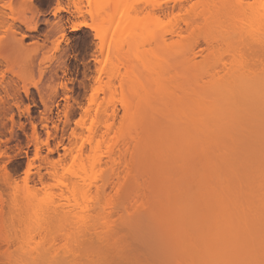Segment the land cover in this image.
Wrapping results in <instances>:
<instances>
[{
    "label": "rangeland",
    "instance_id": "374dc122",
    "mask_svg": "<svg viewBox=\"0 0 264 264\" xmlns=\"http://www.w3.org/2000/svg\"><path fill=\"white\" fill-rule=\"evenodd\" d=\"M179 4L180 2L175 3L173 0H165L162 5L165 10L175 7V17H172L173 21L192 18L202 25L200 26L201 28L199 27L200 36L198 39L201 42V47L195 50L197 55L193 64H189L187 59L183 57L175 59L178 54L175 50L178 49L176 45V48L173 47L175 52L172 51V48H167V50L173 52V59L170 58L172 62L170 66L168 65L167 71H164L166 69L165 64H160L162 68L164 66V70L160 71L159 75V70L161 69L158 68V65L155 64L157 70L155 69L156 67H152L155 66L153 63L155 58L153 60L151 57L155 54L153 50H156V46L153 39H151V35L149 36L148 34L151 31L146 30L144 31L146 33L143 32L144 34L137 32L139 34L136 38L138 42L136 45L132 43L134 49L131 47L133 39L129 43L127 40L129 37L126 38L129 34L125 35V32H127V21L134 16L130 11L131 8H145L151 5L150 0H11L12 7L11 10H8V19L16 26L14 27L16 34L14 36L22 40L23 44L21 50L11 47L9 42L12 36H8L9 34L5 33L6 31H0V61L5 62L1 66L0 74L1 97L8 101L9 107L12 109L10 113H0V264H18L20 263L19 261L26 262V264H38V261L33 262L36 260L37 253L42 254V261L48 262L55 256L56 252L64 258L65 264H87L85 263L86 260L88 264H92L93 261L96 262L99 258L100 261L96 264H99V262L104 264L108 261V258H110L108 263L125 264L123 254H127V247H130L133 251L130 253L128 248V253L131 256H129L131 258L129 260L134 261L129 263L130 261L127 259L128 264H134L138 261L139 264H148L150 262L149 259L152 256L148 259L150 256L146 254L148 250L144 249L146 252L143 253V246L147 245L142 240L140 241L137 238L136 241L132 237L136 243L138 242V246L144 244L140 246L141 249H137L143 254L138 251L136 254L133 248L137 245L134 246V240L132 241L130 237H127L131 236V233L130 235L129 233L127 234L126 231L128 232V230L124 231L126 235L122 232L126 228L121 227V221L130 212L123 214L122 209L117 207V200L121 194L117 183H121L127 174L126 162L118 160L114 168L111 166L105 167L102 163V160H106L108 149L113 147V145L115 146L116 142H118L117 135L120 119H117V123L115 122L114 129L112 128L113 131L111 130V133L103 139L102 136L91 135L87 130H84L85 139L83 135L82 138L84 139L83 141L86 140L85 151L88 148L89 150L83 155V158L79 159L80 161L78 157L75 159L77 161L73 163L71 160H74L73 156L76 153L72 156L69 151L67 152V149L70 147L69 143L72 140L71 133L77 127L82 116L84 119L85 111L91 104L93 94H97L99 103H104L105 89L110 85L109 82H112V91L115 93V95L111 93L114 96L111 99L114 100L113 104L117 106L119 116H122L120 101L123 90H121L122 88L120 89V86L128 83V76L134 74L135 71L143 85L149 88H156L161 85L160 87L163 86L169 90H167L169 98L167 102L165 101V105L168 106V103L170 105V103L175 102L179 106L177 105L178 108H176L175 104H172L171 108L168 106L170 109L164 106L166 110L163 111V115L165 114L164 116L168 117L163 119L165 117H161L162 113H158L160 116H157L159 117L157 118V123H160L159 128L161 130L164 122L165 127L166 124L168 127L176 120L173 123L176 127L174 126L173 128L177 132L179 131V136L181 127L178 130L177 123L182 126L183 122H187L185 114L182 115L181 113L182 105L180 102L185 101V90L190 89L191 85L193 89H191V92L199 89L203 90L202 86L206 90H211V87L208 88L209 85H212L213 88L221 80L225 79L226 81L231 74H238L239 71H242L238 69L241 64L243 65L242 67L246 64L251 71L252 69L264 71V28L260 29L264 25V0H189L186 3L184 2L185 8L183 9L179 7ZM113 7H117L118 10L120 7V10H117L116 14H114L112 11L116 8L114 9ZM138 20L144 21V23H147V21L149 23L152 20L150 23H154L153 18L147 11L141 13L138 16ZM107 22H109V25H106ZM81 23L88 25V27H78ZM258 23L260 27L256 26ZM104 24L108 27L107 29L105 26L106 33H104V35L107 34L105 37L107 43L104 47L105 50H101L98 33L105 29H103ZM74 26L78 28L76 32L71 31ZM118 52L122 56H118ZM167 53L169 54L166 51L165 54ZM174 54L176 55L175 57ZM161 55L158 58L164 54ZM115 57L118 59L116 58V60ZM119 57H121V61ZM26 58L35 59L34 66L32 64L33 67L28 68V66L26 67L27 64L24 65ZM144 58L145 61L143 60ZM165 59L163 57V60ZM147 62H151V64H147ZM167 62L170 64L169 61ZM150 65L153 69L149 67ZM114 67L115 69H113ZM27 68L30 70H27ZM152 70H155V72ZM236 71L238 72L236 73ZM117 72L119 75H115ZM112 74L117 77L115 78ZM13 79L19 84L17 91L18 100L15 96H7L4 93L7 84ZM108 98L110 99V96ZM94 108L93 111L95 110ZM94 113L92 112L91 116L89 115L90 117L85 116L84 120L87 121L88 126L92 121L96 120ZM171 115L177 116V118ZM160 118H162V121L158 120ZM242 121L244 122L245 120H240L239 123L243 124ZM154 122L153 119L152 126L154 127L151 128L153 130L151 133L153 134L158 130V124ZM236 125L240 126L239 124ZM184 126L182 129L185 131L186 127ZM165 129L163 128V132H160L162 136L166 135L164 133ZM35 130L37 133L39 132V135ZM176 130L174 131L175 133ZM184 131L182 130L181 133ZM170 132L172 133V130ZM174 132L169 134L170 138L171 136L173 137L172 140H174L176 135L178 137L177 133L174 136ZM160 133L156 131L155 135L150 134V136L153 135L150 140L153 137L156 138L157 134L160 136ZM181 135L186 138L185 132ZM162 136L159 138L162 143L163 138L167 137L169 139V136H163V138ZM156 140H154L157 143L156 146L154 144L155 148L159 144V140L157 138ZM166 140L162 144L163 149L158 147V150H168V148H174L178 145H175V142L174 145H168V143L173 142L169 139L167 142L168 147L165 149L163 145L166 144ZM83 141L81 140L80 142ZM152 141L151 148L154 150V142ZM174 141H177V139ZM177 143L180 144V142ZM181 143L183 147L186 146L185 149H182L184 152L181 150V145L176 146L173 151L177 153L172 151L173 153L170 156L172 161L169 158H166V161V159L157 155L159 158L154 156L153 162L149 164L152 168L146 164L141 173H134L135 175H140V177L142 176L139 184L142 187L144 186V188L147 187L145 192H149L147 193L148 198H150L149 194H151L148 186L151 183H158V185L162 181V183H165L168 181L167 179H170L168 178L171 177L170 175L173 177L175 173H178V169L183 168V160L185 159L180 154H186L187 142L182 140ZM91 145L94 147V152H91ZM99 159L101 162L93 170L92 161L97 160L96 162L98 163ZM63 160L67 163L65 166L69 167L70 170L67 169L65 171L64 168H59L58 165L63 163ZM158 160L163 162L158 163ZM181 161L183 162L181 163ZM82 162L85 163L84 168L89 173L87 177L84 175L85 171L83 172ZM167 165L168 167H166ZM54 166L59 168L60 174H58V177L53 175ZM76 171L77 173L81 171L84 173L82 176L85 178V182L88 181L86 186L89 184L95 186L101 183L104 174L102 172L104 171H107L109 175L113 174V172L118 173V175L114 177L115 185H111L104 195H97L95 188L88 194L85 190L77 189V192H75L73 188H70L71 186L67 188V185L72 183L71 180ZM155 174H159V176ZM165 174L166 176L168 175L166 179L162 178L163 176L165 177ZM41 177H45L48 188L45 189L41 186ZM140 177L135 176L136 179L138 178L137 181ZM88 178L91 180H88ZM154 178H157L158 181ZM33 187H37L38 190L36 197L29 195V191ZM135 189L131 188L130 196L134 194ZM135 192L136 197H139L142 193L143 196L146 195L144 191L137 194V192H141V188L140 191L136 189ZM96 198L99 200V204L96 206V211H94L95 208L93 207H95ZM52 202H55L56 206H63L65 211L71 214H65L61 219H48L46 208ZM143 212L145 213V210ZM153 224H157L155 227L159 231L166 230L168 234L164 231L165 235H169V238L171 237L169 240L168 237L162 236L161 239L164 240L166 238L167 242L164 240L166 243H162L157 240L158 243L166 244V246L168 244L169 246L171 242H176V236L170 235L171 230L168 229L170 227L163 220L159 219L156 223L154 221ZM111 227H114V229L115 227L116 229L118 228L116 232H118V235L121 234L118 237L120 239L119 246L117 245L119 248L116 250L120 249L119 253L120 251L124 252L123 254L122 252L120 253L122 256L118 253L119 257L109 247L111 253L108 252V249L105 250L106 245H104L105 247L103 246L105 240H99L98 238L102 231H108L109 233L112 230H110ZM155 227L153 225V228ZM156 229L154 230L157 231ZM95 232L100 233L96 236ZM122 234H124V237H122ZM159 234L161 235V232ZM171 234H173L172 231ZM105 236H110V234L108 235L106 232ZM99 237L102 238L101 235ZM107 238L105 237V239ZM118 238L114 240L111 238L114 244H116V241L118 242ZM128 239L131 240L133 244L130 245L133 246L128 244L130 243ZM101 240H103V244ZM122 241L128 245L125 243L127 246H121L123 244ZM174 245H170L171 248L164 245L168 248L167 251L164 249L165 252H169V254H167V257H162L163 264H166L165 261L173 260L174 257L169 259L168 256H174L172 249ZM150 246L148 245V247ZM160 249H163V247ZM73 250H79L78 253L77 251L74 253L77 255L73 254ZM29 251H36V254L30 255ZM161 252L162 250L159 253ZM147 253L152 254L153 252L148 251ZM159 253L158 255H160ZM162 253L165 254L164 252ZM79 254L81 256L77 257ZM145 254L148 256L147 258ZM101 255L105 258L109 255L107 259H104L107 260L106 262L102 260L104 257L101 259ZM139 255L142 256L140 257ZM90 257L94 258L93 261ZM120 257H122V260ZM153 257L155 258V256ZM155 261L158 262V259H154L152 262Z\"/></svg>",
    "mask_w": 264,
    "mask_h": 264
},
{
    "label": "bare ground",
    "instance_id": "6f19581e",
    "mask_svg": "<svg viewBox=\"0 0 264 264\" xmlns=\"http://www.w3.org/2000/svg\"><path fill=\"white\" fill-rule=\"evenodd\" d=\"M150 1L151 5L145 8L134 7L130 10L134 16L132 17V19L127 21L126 31L128 33L125 32V35H129L125 37H129L127 39L129 43L133 39L131 42V47L133 46V44L136 45L138 42L136 38L139 34H137V32H139L140 34H144L146 33L144 31L149 30V32H151L148 34L149 36L151 35L152 38H150L153 39L154 44L156 46V50H153L155 51V54L152 53L154 54V56L151 57V59L155 58V62H153L154 65H158V68L161 69L159 70V75L164 70V66L166 67L164 71H167V68L171 65L172 60L170 61V58L173 59L172 55L175 50L178 53L177 56L175 55L176 53L174 54V57L176 56L175 59L177 57H183L187 59L189 64L195 63L197 55L195 53V50L201 47V42L198 39L200 36V26L202 25H200L197 20L192 18H188L189 20L185 18L186 20L182 19L179 21H173L172 17L175 15V7L167 8V10H165L162 5L163 1L165 2V0ZM173 1L175 3L180 2L179 7L183 9L185 8L184 2L186 3L189 0ZM11 7V0H0V31H6L5 33H8V36H12H10L11 40L9 42V45L11 47L21 50L23 41L17 39L14 36V27L16 26H14L15 24L13 22H10L8 19V10H11ZM113 8L116 9H113L114 11H111L116 14L115 12H117L118 8ZM145 11L150 14L151 18H153L154 23H150L152 20L149 21V23L148 21L147 23H144V21L142 22L138 20V16ZM262 22L263 20L261 21V25ZM259 23L256 24V26L258 25V27H260ZM105 24L103 25V29L106 25H109V22H107L106 25ZM82 25H84V23L79 24L78 27ZM263 26L264 25H262L260 29L264 28ZM106 28L108 29L107 26ZM106 28L104 30L99 31L98 33V39L100 40L99 44H101V50H105L104 47L107 43L105 38L107 34L104 35V33H106ZM257 29L259 30V28ZM207 42L210 44L209 41ZM175 45L178 49H175ZM167 48H172L173 52L171 50H167ZM165 50L169 52V54H165ZM157 54L164 55H161L162 57L158 58V56L160 55ZM118 56H122V54L118 52ZM163 57L166 58V62L165 60H163ZM27 58L24 62V65L27 64L26 67L28 66V68H30L32 64L34 66L35 59L31 60ZM116 58L117 57H115V59ZM120 58L121 57H119V60L121 61ZM143 60L145 61V58ZM167 61H169L170 64H168ZM151 62H147V64H151ZM4 63V61H0V74L1 66ZM117 63L118 61L116 62V64ZM160 64L165 65L162 68ZM156 65L152 67H156ZM242 66L243 65L241 64L240 68H238L242 71H236V73L238 72V74H235L233 72L234 75L231 74V77H227L226 81L225 79L221 80V83L219 82L218 84H216L215 87L213 86V88L212 85H209L208 88L211 87V90H206L204 89V86H202L203 90L199 89L191 92L193 90L191 88L192 85L191 87H189L190 89L185 88L187 89L185 90L187 97L185 94V101L180 102L182 105V112H180L182 113V115L185 114L187 124L183 122V125L181 126L177 123L178 130L181 127L180 136L179 131L177 132V130L173 128L174 126L176 127L175 124L173 125L176 120H174L173 123L168 127L166 124L167 128L165 127L164 122L162 124L161 130L159 128L160 123H157V118H159L157 117L159 115L158 113H162L161 117L165 115H163V111L166 110V108L164 109V106H167L165 104L169 98V92H167L168 89H166V87L164 88L163 86L160 87L161 85H156V88H149L143 85L140 77L135 74L136 71L134 72V74H130V76H128V83L121 84L120 86V89L122 88L121 90H123V93L121 91L122 96L120 101L121 110L123 112L122 116H119L117 106L113 104L114 100L111 99V97L113 96L112 94L114 92L112 91V82H109L110 85L105 89L104 103H99L97 94H93L91 104L85 111L86 117H90L92 112H95L94 116L96 120L92 121V123L88 126L87 121L84 120L86 117L84 116L83 119L82 116V119L78 122L77 127L73 129L71 133L72 140L71 143H69L70 147H68L67 152L69 151L70 155L72 156L75 153L77 154V156H75L76 154L73 156L74 160H71L74 163V161H77L75 159H77L78 157V160L83 158V155L89 150V148L87 147L88 150L85 151L86 140L83 141L85 139L83 135V133H85L84 130H87L91 135L95 134L100 137L102 136L103 139L107 137L106 135H109L111 133L112 128L114 129V125L117 123V119H120V123L118 121V142H116L115 146L113 145V147H110L109 149L107 148V157L105 161L102 160V163L105 167L111 166L114 168L118 160H124L126 162L127 174L121 183H117V185L120 187L119 191L121 192L120 197H118L117 200V207L122 209L123 214H128L129 212L130 213L128 216L123 218V221H121V227H125L126 229L120 231L124 233V231L128 230V232L126 231V233H129V235L131 233V236L127 237H130L132 241L134 239L137 241L138 238V240H142L143 243L147 245L145 246V248L143 246V243V245L139 243L140 245L138 246V242L136 243L135 240L133 241L134 244L131 242L130 239H128V242L130 243H128L126 240L129 245H137L135 246L137 248H133L136 254L138 251L137 249H139L140 246H143V250L147 249L148 251L153 252L152 254H148L147 250V252L145 250L143 251V253L146 252L148 256L150 255L148 257L145 254L146 258L148 257L149 259L152 256V258L149 259L150 262H147L148 264H150L154 259H158V262L160 261L159 263L155 261L157 264H163L164 262L162 260V257H167V254H169V252H165V250H168V248L166 247H169L170 245L172 246L174 244V248L172 247L174 256H168L169 259L173 257L174 258L173 260H168V262L165 261L166 264H264V71H256L254 69H252L251 71V69H249L246 64H244V67ZM149 67H151V65ZM246 67L249 70H247ZM28 68L27 70H30ZM113 69H115V67ZM155 69L157 70V67ZM118 72L115 75H117ZM153 72H155V70ZM115 75L112 74V76L114 77ZM123 82L126 81L123 80ZM18 86V82L13 79L10 83L7 84V87L4 89V93L7 96L13 95L17 98ZM1 95L2 93L0 90V113H10L12 109L9 107V103L7 100L3 99ZM108 96H110L112 102L110 101ZM164 98H166L167 100ZM172 104H175L176 108H178L177 103L174 102ZM172 104L170 103L169 105L168 103V106H170L171 108ZM93 108L95 109L94 111ZM171 116L177 118V116ZM166 117L163 119H166ZM153 119L156 122L154 123L158 124V130H156L157 133H160L163 128H166L164 130V133L166 135H163L165 137L169 136L171 130L172 133L176 130L178 137L174 132V136L176 135L174 140L177 139V141L172 140L173 137L171 136L170 138L169 136L170 141L173 142L168 143V145H174L175 142V145L178 144L176 146L181 145L182 150L183 148L185 149L186 146L183 147L181 142L182 140H185L187 142V149L186 154H180L181 156L183 155L185 160H183L184 162L181 161V163L183 162L184 165L181 164L183 168L178 169V173H175L173 177L172 175H170L171 177H168V175L166 176L165 174V177L163 176L162 178L166 179L168 177L170 179H167L168 181H166L165 183H162V181L159 185L158 183H151L150 185L148 183H145L149 185V190H151V194H149L150 198H148L147 193L149 192H145L147 191V187L144 188V186L142 187V185L139 184L141 183L140 179L142 176L140 177V175L135 174L137 172L141 173L146 164H148V167H150L151 165L149 166V164L153 162L154 156L158 155L164 159H171L170 156L172 155V153H177L173 151L174 149H176V146L174 148L170 147L171 149L168 148V150L157 149L158 147L161 148L162 144L165 143L164 140L168 139L167 137L163 138L161 133L160 136H162L163 138V143L159 139V134H157L158 136L156 138L159 140L158 147H154V144L155 146L157 144V140L155 137H153L155 139L152 138V142H154V140H156V142L153 143L154 150L151 148L150 137H152L156 133V131L154 134L151 133L153 132L151 128L154 127L152 126ZM158 120L162 121V118ZM240 120L245 121H242V124L239 123ZM236 124H239L240 126ZM183 126L186 127L185 131L184 129H182ZM167 129H169L170 131H167ZM182 130L186 133V138L182 137L183 135L181 134H184V132L181 133ZM150 134L153 135L150 136ZM82 135L84 139L82 138ZM81 140L83 142H80ZM168 140H166V144L163 145L165 149L166 147H168ZM177 142H180V144ZM90 147L91 152H94V147L92 145ZM161 149H163V147ZM182 151L184 152V150ZM66 154L68 155V153ZM70 155L68 156L70 157ZM63 161L65 162V160ZM96 161H92L93 170L96 169L95 167H97V164L101 162V160L98 161V163ZM64 162L58 165L59 168H64L65 171H67V169L70 170L69 167L65 166L67 165V163L65 162L64 164ZM83 162L82 167L83 172L85 171V174L82 171L80 173H77L76 171L73 179L71 180L72 183L70 185H67V188L71 186L70 188H73L75 192H77V189H81L83 191L85 190L87 194L91 193L92 189L95 188L97 195H104L111 185H115L114 177L117 176L118 173L112 171L113 174L109 175L107 174V171H104L102 172L104 174L103 178L101 177V183L96 184L95 186L90 184L86 186V183H88V181L85 182V178L82 175L84 174L87 177V174L89 173H87L86 169L84 168L85 163ZM161 162L163 161L161 160ZM161 162H159L158 160V163ZM148 167L146 168L148 169ZM166 167H168V165ZM59 168H57L56 166L53 167V175L55 177H58V174H60ZM134 175L140 177L138 180L139 182L137 181L138 178L136 179ZM157 176H159V174ZM90 178H88V180ZM157 178L154 179L157 180ZM45 180V177H41L40 184L43 188L46 189L48 188V185L46 184ZM131 188H136L137 191H140L141 188V192H137V194L142 193L144 191L146 195L144 193L145 196H143L142 193L141 195H139V197H136L135 189L133 192L134 194H131L130 196ZM29 193L30 196L36 197L38 194L37 187H33V189L29 191ZM92 202L94 201L92 200ZM98 204L99 200L96 198L95 207H93L95 208L94 211H96V206ZM144 210L145 213L143 212ZM64 211V207L61 205L56 206L55 202H52V204H49L46 208L48 219H61L63 216H65V214H71L68 211ZM158 218L160 220H163V222L168 227H170L168 229H170L173 233L171 234V231L169 230L170 235L176 236V242L173 241L175 242L174 244L173 242L170 243V241H168L170 243L169 246L168 244L167 246L166 244L162 245V243L167 242L166 238L164 239L166 240V242L161 239L162 236H166V230L159 231L158 229H156L155 226H157V224L155 225L153 223L154 221L156 223L159 220ZM156 219L158 220L156 221ZM153 225L155 228H153ZM158 226H160V224H158ZM154 229H156L158 232ZM110 230L109 233L108 231H102V233L99 232L102 238L99 237L100 235H98V238L99 240H105L104 244L103 240H101L103 246L106 245V247L104 246L105 250L108 249L109 253H111L110 251L113 250L115 252V255L118 256L120 249H116L119 248L118 246L120 239L118 237H120L121 234L118 235V232H116L118 228L116 229V227L115 229L114 227H111ZM151 230L155 234H152ZM106 232L108 235L110 234V236H105ZM159 232H161V235L159 234ZM99 233L95 232L96 236ZM103 233L105 234L103 235ZM124 234H122V237H124ZM105 237H108L109 239L107 238V240L105 239ZM115 237L119 239L118 242H115L116 244L113 243V240L116 239ZM132 237H134V239ZM166 237L169 238V235ZM172 239L174 240V238ZM157 240L158 242L162 243H158ZM122 243L125 244L123 241ZM123 244L121 246L128 245ZM152 244H154V246H152ZM158 244L161 245L158 246ZM148 245L151 246L148 247ZM108 247L111 250H109ZM161 247H163V249H160ZM128 248L130 249V253L133 252L130 247L126 248L127 254L124 253L125 255L123 254L124 251H120V253L122 252L123 257H125L124 262L126 263L129 259H131L130 253H128ZM122 249L124 248L122 247ZM151 249L153 250L151 251ZM161 250L165 254H163L162 252L159 253ZM76 251L78 253L79 250H73V254ZM138 252H140V250ZM158 253L160 255H158ZM29 254H36V251H29ZM122 254L120 255L122 256ZM79 256L81 255L79 254L77 257ZM153 256H155V258ZM102 257L104 256L101 255V259ZM108 257L109 255L107 256V258ZM41 258L42 254L37 253L36 260H34L33 262L35 263L36 261H38V264H65L64 258L57 252L51 260H48V262L42 261ZM107 258L104 257L102 260ZM120 258L122 260V257ZM109 259L110 258H108V261ZM148 259L147 261H149ZM144 260L146 261V259ZM98 261H100V258L96 262L93 261L92 264H96L98 263ZM106 261L107 260H104V262ZM108 261L104 264H111L108 263ZM129 261V263L134 262L133 260ZM19 262L22 264H26L25 261V263H23V261ZM138 262L134 264H139ZM155 262H152L151 264H156ZM85 263L88 264L87 260ZM99 264L101 263L99 262Z\"/></svg>",
    "mask_w": 264,
    "mask_h": 264
},
{
    "label": "snow or ice",
    "instance_id": "6c2138e0",
    "mask_svg": "<svg viewBox=\"0 0 264 264\" xmlns=\"http://www.w3.org/2000/svg\"><path fill=\"white\" fill-rule=\"evenodd\" d=\"M82 26H84V27H88V25H82ZM77 30H78V28L75 27V26L71 28V31H72V32H76ZM49 150H51V149H49Z\"/></svg>",
    "mask_w": 264,
    "mask_h": 264
}]
</instances>
